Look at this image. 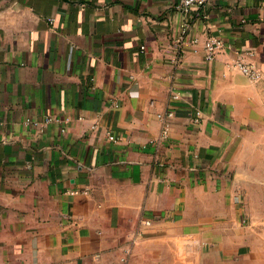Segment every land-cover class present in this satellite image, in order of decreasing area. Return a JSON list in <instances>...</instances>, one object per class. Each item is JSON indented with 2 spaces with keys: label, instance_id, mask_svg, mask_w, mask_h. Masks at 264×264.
<instances>
[{
  "label": "crops",
  "instance_id": "crops-1",
  "mask_svg": "<svg viewBox=\"0 0 264 264\" xmlns=\"http://www.w3.org/2000/svg\"><path fill=\"white\" fill-rule=\"evenodd\" d=\"M185 19L198 43L176 63ZM207 37L225 42L213 61ZM237 53L264 70V0L190 17L0 0V264H264V78Z\"/></svg>",
  "mask_w": 264,
  "mask_h": 264
},
{
  "label": "built area",
  "instance_id": "built-area-1",
  "mask_svg": "<svg viewBox=\"0 0 264 264\" xmlns=\"http://www.w3.org/2000/svg\"><path fill=\"white\" fill-rule=\"evenodd\" d=\"M214 0H179V8L184 13L185 16L190 17L192 10H202L206 5L213 2ZM189 30H190V22L188 19H185L183 24L181 25V33L180 36L175 41V48L177 50V56L174 59L176 63L180 60L181 56L185 53L188 46H195L198 43V40L189 37ZM204 50L206 53V60L213 61L218 54L224 49L225 42L217 37H207L204 42ZM142 49L144 50L145 47L143 46ZM234 65L239 68L246 76L251 79L257 80L264 78V70L258 67L257 65L250 64L246 62L245 56L242 53H237V56L234 59ZM172 98L178 99L179 96L177 94H173ZM174 113L169 111L164 114H160L159 117L162 119L164 126L163 131L161 134V139L165 140L168 135V127L170 125L169 120L173 117ZM55 120L53 116H46L43 125L50 123L51 121ZM64 122L67 123L68 119H64ZM198 122V119H196ZM38 123V122H36ZM97 128L96 125L91 126V130L95 131ZM109 141L117 142L118 138L111 132L107 135ZM158 141V140H157ZM183 246L186 252L197 253L199 252L200 246L199 243L193 237L184 236L182 239Z\"/></svg>",
  "mask_w": 264,
  "mask_h": 264
}]
</instances>
